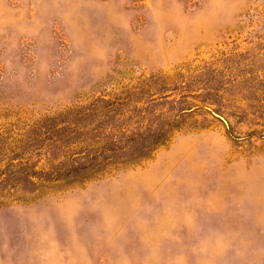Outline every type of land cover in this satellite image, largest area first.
<instances>
[{
	"label": "rangeland",
	"instance_id": "1",
	"mask_svg": "<svg viewBox=\"0 0 264 264\" xmlns=\"http://www.w3.org/2000/svg\"><path fill=\"white\" fill-rule=\"evenodd\" d=\"M0 264H264V0H0Z\"/></svg>",
	"mask_w": 264,
	"mask_h": 264
}]
</instances>
